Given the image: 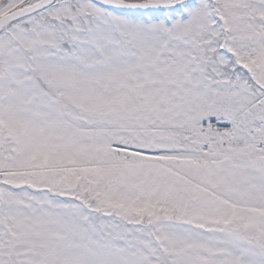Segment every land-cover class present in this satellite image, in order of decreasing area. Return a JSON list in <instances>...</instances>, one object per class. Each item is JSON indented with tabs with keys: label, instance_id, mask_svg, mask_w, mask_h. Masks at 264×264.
<instances>
[{
	"label": "snow or ice",
	"instance_id": "1",
	"mask_svg": "<svg viewBox=\"0 0 264 264\" xmlns=\"http://www.w3.org/2000/svg\"><path fill=\"white\" fill-rule=\"evenodd\" d=\"M0 264H264V0H0Z\"/></svg>",
	"mask_w": 264,
	"mask_h": 264
}]
</instances>
